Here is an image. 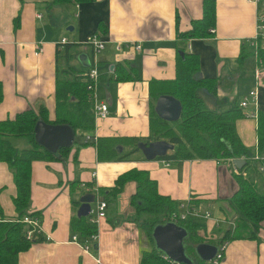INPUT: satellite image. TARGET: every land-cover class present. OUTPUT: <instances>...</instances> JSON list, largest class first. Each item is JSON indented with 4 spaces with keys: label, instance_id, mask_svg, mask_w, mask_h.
I'll list each match as a JSON object with an SVG mask.
<instances>
[{
    "label": "crops",
    "instance_id": "obj_1",
    "mask_svg": "<svg viewBox=\"0 0 264 264\" xmlns=\"http://www.w3.org/2000/svg\"><path fill=\"white\" fill-rule=\"evenodd\" d=\"M202 1L94 0L66 9L50 5L51 0H0V82L4 94L0 119L39 106H44L48 118L53 119L57 70L66 65L86 70L89 67L82 63L92 65L95 61L99 72L95 104L106 103L108 114L96 117L88 134L92 138L145 140L150 134L149 81L175 77L180 48L199 56L200 76L221 81L217 95L198 90L209 108L225 110L235 102L238 105L256 84L253 68L239 73L238 65L241 45L255 32V7L247 0H214L215 21L209 28L214 29L213 35L185 40L182 36L191 30L193 20L202 17ZM70 26L72 30H68ZM92 34L105 42L99 53L86 43ZM63 38L74 43L69 51L59 43ZM38 45L42 51L35 55ZM118 62H129L135 68L132 79L116 81L115 75L112 77ZM257 83L256 107L249 103L241 108L243 115L235 121L241 142L254 151L255 115L257 110H264V75ZM78 133V143L85 142L87 134ZM95 149L94 144H74L65 160L31 162L27 211L38 212L41 230L50 241L32 243L17 255L14 264H140L141 233L130 218L129 204L136 182L128 180L117 193L110 191L118 176L131 169L147 171L158 192L173 200H200L203 208L220 219L206 220L205 234L209 237L221 236L212 233L216 227L220 231L222 225L226 226L223 231L230 228L227 221L234 220V213L229 200L237 183L236 173L223 162L225 159H186L169 161V165L162 159L145 158L98 161ZM260 173L264 178V171ZM15 193L13 175L7 163L0 161V217H17L12 201ZM86 193L95 195L93 208L98 200L107 203L106 216L96 223L97 241L92 252L71 241L73 234L79 236L71 220L78 217L79 198ZM261 227L259 239L227 242L220 264H264V223Z\"/></svg>",
    "mask_w": 264,
    "mask_h": 264
},
{
    "label": "trees",
    "instance_id": "obj_2",
    "mask_svg": "<svg viewBox=\"0 0 264 264\" xmlns=\"http://www.w3.org/2000/svg\"><path fill=\"white\" fill-rule=\"evenodd\" d=\"M94 0H51L50 5H61L68 9L71 5L89 3ZM202 17L192 22V28L184 33L182 38H204L213 35L209 28L214 26V0L202 1ZM16 25V24H15ZM101 29V22H99ZM64 51H69L74 43H65ZM180 48L176 60L175 77L172 80H150V111L149 137L145 140L136 137H98L96 142L85 140L78 143L77 131L83 135L92 131L95 124L93 102L87 90L88 81L84 69L65 66L56 72L55 78V115L48 118L44 106L38 109H28L16 113L13 117L0 119V161L6 162L16 187L13 204L17 213L14 218L0 217V264H14L17 255L37 241H45L43 234H36L31 239L26 237L30 226L22 221L24 216H37L38 212H28L30 200L31 162L34 160H65L73 145L94 144L98 161H124L144 158L137 148L139 141L166 140L174 144V149L168 151L167 161L186 159H234L244 158L245 163L234 175L237 189L229 200V206L234 213V227L230 226L219 237H209L205 234L206 220L203 218H188L179 221L188 235L185 238L186 254L191 259L190 264H209L203 261L195 252V246L206 242L220 246L225 241L235 239H259L258 232L264 223V178L258 171L264 166V110H257V152L258 160L253 159L254 149L247 148L241 142L236 132L235 121L242 114L241 108L235 102L225 110L209 108L200 96L198 90L203 89L217 95L220 80L217 77L200 76L199 56ZM264 64V50L255 54L248 40L243 42L238 54L239 73L255 64ZM128 66V69L126 68ZM135 68L129 62H118L113 67L112 77L116 81L132 79ZM3 87L0 82V103L3 99ZM161 95L176 98L181 105L180 118L167 121L160 118L154 110L155 102ZM50 124H65L75 133L71 146L59 147L56 152H50L39 145L34 138V126L37 121ZM26 140V147H18L14 140ZM122 147L119 152L117 147ZM243 172L246 175H243ZM128 180L136 182L135 192L130 197L132 213L130 218L137 222L139 231L152 242L150 249H143L140 264H177L172 262L154 246L152 230L156 225L169 222V215L176 211L179 202L168 195L160 194L156 181L149 177L147 171L131 169L115 180L110 191H120ZM261 186V187H259ZM192 204H200V200L192 198ZM71 227L79 234L81 241L98 232L96 223L88 217H74ZM96 243L93 244L94 250ZM92 250V251H93Z\"/></svg>",
    "mask_w": 264,
    "mask_h": 264
},
{
    "label": "water",
    "instance_id": "obj_3",
    "mask_svg": "<svg viewBox=\"0 0 264 264\" xmlns=\"http://www.w3.org/2000/svg\"><path fill=\"white\" fill-rule=\"evenodd\" d=\"M72 26L68 30H72ZM83 57H86L83 55ZM89 67L88 62L82 63ZM157 115L167 121H176L180 118L181 105L180 102L170 96L161 95L157 98L154 107ZM35 141L44 149L50 152H56L59 147L71 146L74 142V130L65 124H50L44 121H37L34 126ZM137 148L147 160H153L158 157H165L168 151L174 149V144L166 140L139 141ZM120 152L122 148L117 147ZM232 163L238 168H242L245 163L243 158H234ZM95 201V195L91 193L83 194L79 198L80 206L77 211L78 217L88 215L90 206ZM188 231L181 225L166 222L165 224L156 225L152 230V238L154 246L160 250L165 257L177 264H190L191 259L186 254L185 238ZM218 247L206 242L199 243L195 246V252L203 261L211 260L216 254Z\"/></svg>",
    "mask_w": 264,
    "mask_h": 264
},
{
    "label": "built area",
    "instance_id": "obj_4",
    "mask_svg": "<svg viewBox=\"0 0 264 264\" xmlns=\"http://www.w3.org/2000/svg\"><path fill=\"white\" fill-rule=\"evenodd\" d=\"M248 2L252 3L255 7V14H256V27L255 32L251 38L248 39L249 45L254 49L255 54L259 50H264V0H247ZM212 33L214 32V29L210 30ZM60 45L68 43V40L63 38L60 40ZM86 43L91 46L94 53H99L105 48V42L102 40V38L98 34H92L87 37ZM139 48V46H137ZM42 51V48L40 45L36 47V51L34 52L35 55L40 53ZM113 70L111 71V73ZM253 75L256 80V84L254 85L253 89H251L246 96L243 97V99L238 103V106L240 108H245L248 106L249 103H252L257 105L258 100V83L257 81L259 78L264 75V64L262 62H258L255 64L253 68ZM85 78L88 81L87 84V90L89 91V97L91 98L93 102V111L95 118H104L108 114V106L106 103H99L95 104L94 99V89L95 86L99 80V72L96 66V62L93 61L92 65L89 66V68L85 71ZM256 109V108H255ZM257 114V111H256ZM255 115V114H251ZM256 116V115H255ZM85 140H92V142H96L95 137H91V135L87 134L85 135ZM260 158V155L257 152V148L255 149L253 159L258 160ZM244 159V158H243ZM233 159H225L223 162H227L230 164L234 170L235 173L238 172V168L232 163ZM162 162L164 165H169V161L162 159ZM258 171L263 172L264 166L260 165ZM243 175L245 176L246 173L243 172ZM106 208L107 203L104 200H98L96 206L93 208L90 206V210L88 213V219L91 222L97 223L100 218H103L106 216ZM203 218L205 220L208 219H214L215 221H219L216 217H214L209 209L203 208L200 204H192L191 199L186 201H181L178 204V208L176 211L172 212L169 215V222H173L178 224L179 221L186 220L188 218ZM14 220H17V217L14 218ZM22 221L30 226V228L26 232V237L28 239L33 238L36 236V234H43L45 236V241H50V237L46 236L40 226V218L39 216H24ZM225 221V220H223ZM216 222V223H217ZM227 223H230V226L234 227V222L231 219L230 222L227 221ZM71 241L76 242L82 246V248L86 251L92 252V246L97 241V233L92 234L89 236V238L85 239L84 241H81L78 235L73 234L71 236ZM226 241L218 245V250L214 257L209 260V264H220L223 256H224V250L226 247ZM167 258V257H165Z\"/></svg>",
    "mask_w": 264,
    "mask_h": 264
},
{
    "label": "rangeland",
    "instance_id": "obj_5",
    "mask_svg": "<svg viewBox=\"0 0 264 264\" xmlns=\"http://www.w3.org/2000/svg\"><path fill=\"white\" fill-rule=\"evenodd\" d=\"M199 92H201V90L199 91ZM205 93H204V91H202V95H204ZM209 96L212 98L213 97V95H211V94H209ZM207 104L209 105V106H211L212 107V105H211V103H210V101L209 100H207ZM79 133H78V137H79ZM14 143L18 146V147H26V145H27V143H26V140H24V139H22V138H17V139H15L14 140ZM235 181V180H234ZM259 187H261V186H259ZM91 206L93 207L94 206V203H92L91 204ZM222 229V231H220L219 230V228H217L216 227V229H214L213 230V234H215V235H222V232H223V230H224V228L226 227L225 225H222V226H220ZM140 242H141V245H140V248L143 250V249H150L151 248V246H152V242H150L148 239H147V237L145 236V235H143V234H141V236H140ZM224 257V256H223ZM222 260H223V258H222ZM222 260H221V262H222Z\"/></svg>",
    "mask_w": 264,
    "mask_h": 264
}]
</instances>
